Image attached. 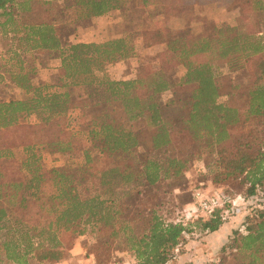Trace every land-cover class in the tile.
Returning a JSON list of instances; mask_svg holds the SVG:
<instances>
[{"label": "trees", "instance_id": "16d2710c", "mask_svg": "<svg viewBox=\"0 0 264 264\" xmlns=\"http://www.w3.org/2000/svg\"><path fill=\"white\" fill-rule=\"evenodd\" d=\"M67 1L0 0V89L17 94L0 98V264L59 263L87 234L97 264H110L121 246L136 264H174L187 254L188 236L218 232L236 210L175 221L161 215L157 194L141 197L169 181L188 183V169L202 162L208 185L238 182L244 200L262 199L220 252L232 264H264V0L243 1L251 7L237 24L208 33L195 30L194 10L212 0L170 7L139 0L136 16V0H72L78 20L120 14L146 48L163 47L153 71L130 80L108 72L136 56L127 38L71 44L61 37L57 15ZM157 10L174 27L154 25ZM42 51L60 60L57 86L32 83ZM168 91L179 98L164 112L158 97ZM75 111L87 131L67 126ZM31 116L36 124H23ZM42 147L70 164L43 169ZM130 201L138 208L131 219Z\"/></svg>", "mask_w": 264, "mask_h": 264}, {"label": "rangeland", "instance_id": "374dc122", "mask_svg": "<svg viewBox=\"0 0 264 264\" xmlns=\"http://www.w3.org/2000/svg\"><path fill=\"white\" fill-rule=\"evenodd\" d=\"M212 3L202 4V6L196 7L194 12L198 15L199 23L195 26L197 32H211L212 28L216 24L223 25H235L238 22L239 14L248 11L249 6H245V0H212ZM254 1V0H250ZM160 2L167 6H175L178 3L184 4L185 0H160ZM133 8V15L138 14L136 7L139 6V0L135 1ZM72 4V0L66 2L67 9L64 11V15H57L59 21V31L61 37L70 41V36L74 35L81 37V39H91L92 43L102 44L114 39L125 37L135 48V57L127 60L118 69V75L122 77H135L140 73H151L156 65L154 56L162 51L163 47L156 46L146 48L141 40V35L136 30L130 28V18H126L120 14L109 16L107 21L92 24L89 26V20H78L77 12L74 8L68 7ZM252 5V4H251ZM264 13L260 19L264 18ZM153 24L157 27H174L175 21L170 19L169 16L164 15L161 11H152L150 13ZM91 20V19H90ZM264 23V22H263ZM82 26V27H80ZM80 29H77L79 28ZM94 41V42H93ZM3 51V42L0 36V53ZM44 61L46 57H41ZM181 72H177L180 74ZM171 73L170 75H172ZM168 75V76H170ZM241 78L247 77V70L242 71L240 74ZM17 95L15 91L11 89H0V98L3 100L8 99L11 96ZM179 98L178 94H174L173 97L169 93L161 94L158 97L159 105L165 109L164 112H168L166 109L167 105L172 103L174 100ZM174 99V100H173ZM37 119L31 116L23 121V124H36ZM67 126L72 131H87L89 126L85 123L81 124L79 113L77 111L71 112L67 121ZM37 155L40 157V164L43 169L48 170L52 167H63L70 162V158L67 156H51L47 148H38ZM16 156L19 160L22 159L21 150L15 151ZM81 154H76L75 159ZM70 164V163H69ZM204 162L196 163L192 165L186 173V182H167L162 185V189L157 193L151 190H145L141 197L144 201L154 194L159 196L160 199V210L161 215L170 220H189L194 219L199 215H203L200 212H196V204L192 199V194L197 190H204L203 194L207 197H217L220 200V207L232 208L236 210L234 216H232L229 224V228H225L224 232L220 236L216 237L215 240L211 239L209 242L204 240V236L193 234L187 237L188 252L185 256H176V264H232V255H223L218 249L217 244L222 241L223 236L234 229L242 230V224L244 223L246 216L250 214V207L258 204V201H246L244 197L246 195V188L238 182H226L218 187L210 186L206 183L204 178ZM199 188H196L197 186ZM179 186V188H175ZM264 201V200H263ZM224 203H226L224 205ZM130 209L127 213L129 219L134 218L137 211V206L134 201L128 202ZM227 229V230H226ZM229 233V235L231 234ZM228 235V237H229ZM207 237V236H206ZM225 237L224 243L227 242ZM95 243L94 237L91 234H87L83 237H78L74 240L73 248L68 251L66 258L59 263L50 264H97L95 263L94 257L90 252L92 245ZM210 244V245H209ZM68 246V245H67ZM177 253V251H176ZM5 264V263H3ZM32 264H47L38 263L36 261ZM110 264H136L134 257L131 253L125 250L124 247H117L113 253ZM172 264V263H171Z\"/></svg>", "mask_w": 264, "mask_h": 264}, {"label": "crops", "instance_id": "0c3cea01", "mask_svg": "<svg viewBox=\"0 0 264 264\" xmlns=\"http://www.w3.org/2000/svg\"><path fill=\"white\" fill-rule=\"evenodd\" d=\"M109 16H112V14H107L105 16L98 17V18H93V19L89 20L90 22L88 24H89V26H91L92 24H96V23H100V22H103V21L111 20V19H109ZM80 27H82V26H80ZM80 27L77 28V29H80ZM69 42L71 44H75V43H92L91 39H81L80 35L79 36L74 35L73 37L70 36V41ZM36 56L39 57L40 61H42L44 63V65H43L44 67L39 70V72H38V74L36 76L32 77V83L34 85L48 84V85H52V86H57L58 85V81H57V77L56 76H57V73H58V68L60 67V60L58 59L57 54L49 52V51H42V52L37 53ZM41 57H46V60L43 61L41 59ZM125 62H127V61L118 63L114 67H111L108 70L109 74L111 73L114 76H117V78H120L121 80L134 79L137 75L135 77H126V76L122 77L121 75H118L117 71H118L119 67L121 66V64H124ZM165 93L171 94L172 97H173L174 94H177V93H173L171 91H168V92H165ZM228 226H229V224L224 225L218 232H216L214 234H211V235H209L207 237H204L203 239L206 240L207 242H209L211 239L215 240L216 237L220 236L221 233L224 232L225 228H229ZM229 233L227 234V236L226 235L223 236L222 237V241H220L217 244L218 249L223 246L224 241H225V237H228ZM186 250L188 252V246L186 247ZM183 256H185V255H183ZM176 263L177 262H175L174 264H176Z\"/></svg>", "mask_w": 264, "mask_h": 264}, {"label": "built area", "instance_id": "2783aa9c", "mask_svg": "<svg viewBox=\"0 0 264 264\" xmlns=\"http://www.w3.org/2000/svg\"><path fill=\"white\" fill-rule=\"evenodd\" d=\"M192 199L196 204V212L203 215L211 214L212 211L220 207V200L213 196L207 197L201 190H197L192 194Z\"/></svg>", "mask_w": 264, "mask_h": 264}]
</instances>
